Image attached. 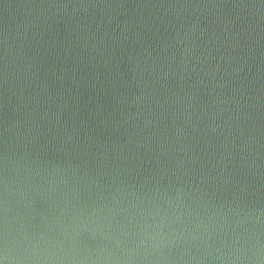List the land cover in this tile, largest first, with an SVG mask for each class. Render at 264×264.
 <instances>
[{
	"label": "water",
	"instance_id": "1",
	"mask_svg": "<svg viewBox=\"0 0 264 264\" xmlns=\"http://www.w3.org/2000/svg\"><path fill=\"white\" fill-rule=\"evenodd\" d=\"M6 234L261 264L264 0H0V258Z\"/></svg>",
	"mask_w": 264,
	"mask_h": 264
},
{
	"label": "clouds",
	"instance_id": "2",
	"mask_svg": "<svg viewBox=\"0 0 264 264\" xmlns=\"http://www.w3.org/2000/svg\"><path fill=\"white\" fill-rule=\"evenodd\" d=\"M61 241L44 238L36 241H18L17 247H8V236H5V248L0 264H64L69 260V264L75 260L74 256H69L71 248H63ZM264 264V260L261 261Z\"/></svg>",
	"mask_w": 264,
	"mask_h": 264
}]
</instances>
